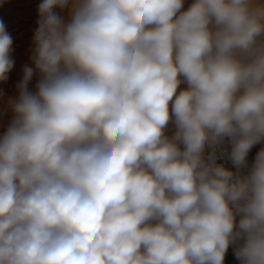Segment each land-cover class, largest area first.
Masks as SVG:
<instances>
[{
  "label": "clouds",
  "instance_id": "9594fccd",
  "mask_svg": "<svg viewBox=\"0 0 264 264\" xmlns=\"http://www.w3.org/2000/svg\"><path fill=\"white\" fill-rule=\"evenodd\" d=\"M38 17L0 134V264H264V0ZM12 45L0 20V82Z\"/></svg>",
  "mask_w": 264,
  "mask_h": 264
},
{
  "label": "rangeland",
  "instance_id": "374dc122",
  "mask_svg": "<svg viewBox=\"0 0 264 264\" xmlns=\"http://www.w3.org/2000/svg\"><path fill=\"white\" fill-rule=\"evenodd\" d=\"M2 1L3 0H0V2H2ZM191 2H192V0H185V7H187ZM39 3H41V0L40 1L39 0H31V4L27 3L29 6L27 4H23L21 6L19 5L20 7L19 6L17 7V5H14V6H12V7H14L12 10L0 7V8H2V10L5 11V16L4 17L0 16V20H2L5 24V26L11 30V32H12L11 35L13 38L12 47H13L14 51L12 52L11 55L15 61V64H14L13 69L9 72L8 75L16 74L18 72H19L18 74L21 75V76L9 78L7 81L2 82V83H4V87H2L1 91H0V105H2V106H0V115H1L0 116V123H1L0 124V131H1L0 134H2L6 130L8 124L10 123L12 116H13V113L8 108V101H9V99L18 98V95H19L18 88H16V90L14 89L15 79L17 80L16 81L17 83L20 82V80H22V77H23L22 71H23L24 67L25 66L32 67V65H30V64H32V61L30 59V57L32 55V51L30 49V48H32L31 38L33 37L34 30L37 27L36 21L39 18L37 8H38ZM6 11H7V13H6ZM29 13H30V15H29ZM30 26H31V28H30ZM22 59H23V61H22ZM18 70H20V71H18ZM34 75L35 76H33L32 79L33 80L36 79V80L34 82H33V80L30 81V83H32V84L29 83V85H28L29 89H30V86L34 89L33 90L31 88L30 90H32V91H35V85H33V84L34 83L36 84L37 80H38V74L37 75L34 74ZM2 83H0V84H2ZM10 89L12 92L10 91ZM8 94H11V95H9L10 97H8ZM9 115H11V116H9Z\"/></svg>",
  "mask_w": 264,
  "mask_h": 264
},
{
  "label": "bare ground",
  "instance_id": "6f19581e",
  "mask_svg": "<svg viewBox=\"0 0 264 264\" xmlns=\"http://www.w3.org/2000/svg\"><path fill=\"white\" fill-rule=\"evenodd\" d=\"M40 1V0H39ZM31 4V0H3L2 2H0V7H2V8H6V9H10V10H12L14 7H12V6H14V5H17V7L20 5H23V4ZM37 3V2H36ZM27 4V5H28ZM19 6V7H20ZM29 6V5H28ZM27 6V7H28ZM8 7V8H7ZM31 7V6H30ZM2 8H0V16H2V17H4L5 16V11L4 10H2ZM17 9V8H16ZM35 9V8H34ZM38 9V8H37ZM36 10V9H35ZM6 13H7V11H6ZM31 13V12H30ZM30 13H29V15H30ZM63 14V13H62ZM30 28H31V26H30ZM6 30H7V32L11 35V30L9 29V28H7L6 27ZM12 36V35H11ZM31 40H32V38H31ZM31 49V48H30ZM30 52V51H29ZM27 54V53H26ZM20 55V54H19ZM28 55V54H27ZM22 58V57H21ZM22 61H23V59H22ZM30 65H32V64H30ZM33 66V65H32ZM24 67V66H23ZM17 69V68H16ZM18 71H20V70H18ZM23 72V71H22ZM19 73V72H18ZM18 73H16V74H12V75H8V79L9 78H12V77H16V76H21V75H19ZM22 74V73H21ZM37 75V74H36ZM35 76V75H34ZM33 80V79H32ZM31 80V81H32ZM36 80V79H35ZM35 80H33V82L35 81ZM17 80L15 79V84H14V89L16 90V88H17V85L20 83V82H16ZM21 81V80H20ZM0 83H2V82H0ZM30 84H32V83H30ZM33 85H36L35 83L33 84ZM7 86V85H6ZM2 87H4V83H2V84H0V91H1V88ZM8 87V86H7ZM32 87L30 86V89H31ZM12 89V88H11ZM11 89H10V91H11ZM13 89V90H14ZM33 89V88H32ZM34 90V89H33ZM7 91V90H6ZM12 92V91H11ZM15 92V91H14ZM5 94V93H4ZM9 95H11V94H8V97H10ZM8 100V99H7ZM10 100V99H9ZM6 101V100H5ZM3 102V101H2ZM0 106H2V105H0ZM7 106V105H6ZM5 106V107H6ZM5 113V112H4ZM8 115V114H7ZM1 116V115H0ZM9 116H11V115H9ZM6 117V116H5ZM3 118V117H2ZM3 120V119H2ZM6 120V119H5ZM4 120V121H5ZM1 124V123H0ZM2 130V129H1ZM1 132V131H0Z\"/></svg>",
  "mask_w": 264,
  "mask_h": 264
},
{
  "label": "crops",
  "instance_id": "0c3cea01",
  "mask_svg": "<svg viewBox=\"0 0 264 264\" xmlns=\"http://www.w3.org/2000/svg\"><path fill=\"white\" fill-rule=\"evenodd\" d=\"M181 87H184V85H182ZM169 134H171V131L169 132ZM261 147H264V144H257L251 149V151L249 153V157H248L250 164L254 160L255 154L260 150ZM231 167H232V165L230 163L229 168H231ZM225 264H238V261L236 260L234 254H233L232 247H230L228 252L226 253Z\"/></svg>",
  "mask_w": 264,
  "mask_h": 264
},
{
  "label": "built area",
  "instance_id": "2783aa9c",
  "mask_svg": "<svg viewBox=\"0 0 264 264\" xmlns=\"http://www.w3.org/2000/svg\"><path fill=\"white\" fill-rule=\"evenodd\" d=\"M218 162L225 163V166H226V167H229V164H230V162H228V161H218Z\"/></svg>",
  "mask_w": 264,
  "mask_h": 264
}]
</instances>
